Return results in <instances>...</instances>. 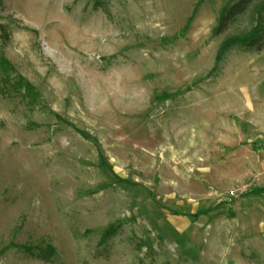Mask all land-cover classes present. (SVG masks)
Instances as JSON below:
<instances>
[{"label":"rangeland","instance_id":"rangeland-1","mask_svg":"<svg viewBox=\"0 0 264 264\" xmlns=\"http://www.w3.org/2000/svg\"><path fill=\"white\" fill-rule=\"evenodd\" d=\"M28 1L0 0V264H264V48L216 63L255 12Z\"/></svg>","mask_w":264,"mask_h":264},{"label":"trees","instance_id":"trees-1","mask_svg":"<svg viewBox=\"0 0 264 264\" xmlns=\"http://www.w3.org/2000/svg\"><path fill=\"white\" fill-rule=\"evenodd\" d=\"M197 8V7H195ZM249 9H252L258 17L257 25L248 33L237 36H229L221 43L216 56V63L222 61L225 54L235 47H241L245 49H251L255 51H261L264 48V27L261 25V20L264 17V0H229L224 6L218 24L215 28L214 33L219 34L226 30L229 23L236 19L237 16L244 14ZM2 28V26H0ZM0 70L9 75L11 70H15L13 65L4 58L0 57ZM6 74V75H7ZM16 87L19 89L24 88L25 96L29 97L31 104H34L38 97V91L36 88L25 78L19 76V80L16 81ZM264 187L256 186L248 190L246 196L263 195ZM212 208H205L197 213L195 216L208 214ZM116 227L112 226L107 232L106 236H112L116 232Z\"/></svg>","mask_w":264,"mask_h":264},{"label":"bare ground","instance_id":"bare-ground-1","mask_svg":"<svg viewBox=\"0 0 264 264\" xmlns=\"http://www.w3.org/2000/svg\"><path fill=\"white\" fill-rule=\"evenodd\" d=\"M39 3H40V1H38V0L37 1L29 0L27 5L29 8L36 9L38 7Z\"/></svg>","mask_w":264,"mask_h":264}]
</instances>
